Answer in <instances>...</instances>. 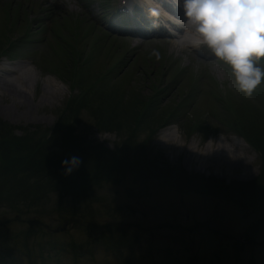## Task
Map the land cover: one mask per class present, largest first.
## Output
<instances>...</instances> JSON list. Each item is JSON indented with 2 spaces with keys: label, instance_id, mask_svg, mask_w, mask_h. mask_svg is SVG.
I'll return each instance as SVG.
<instances>
[{
  "label": "rangeland",
  "instance_id": "obj_1",
  "mask_svg": "<svg viewBox=\"0 0 264 264\" xmlns=\"http://www.w3.org/2000/svg\"><path fill=\"white\" fill-rule=\"evenodd\" d=\"M117 1L0 0V46L7 40L17 42L11 58L6 54L1 59L5 69L17 73H0V121L14 128L15 137H22L25 129H39L41 134L51 131L68 102L78 96V88L72 94L69 77V70L77 63L73 59L75 51L81 55L76 77L82 88L95 81L101 69L121 66L106 76L103 83L108 79L110 83L99 90H110L100 98L105 103L114 100L127 111L121 128L111 126L101 131L85 108L79 111L80 126L74 122L73 137L85 134V142L102 144L109 151L120 147L129 139L128 129L139 101L158 94L149 119L150 127L155 128L146 150L149 166H142L137 178L127 171L120 181L98 190L95 198L86 195L82 213L76 216L69 211L70 194L49 195L42 215L31 211L18 218L13 206L0 209V244L6 236L11 238L5 242H10V250L20 251L22 257L18 263L5 256L4 263L118 264L122 260L125 264H264V201L254 203L247 196V189L264 172L261 158L248 139L233 135L236 133L229 127L237 118L251 115L260 123V131L264 130L262 82L258 91L247 96L235 89L229 70L206 46L200 54L190 49L181 51L166 37L139 43L131 36L108 31ZM153 50L159 53V59L152 55ZM5 83H14L12 88L22 98L13 96ZM20 102L22 106L15 105ZM169 111L176 117L163 120ZM167 122L171 125H165ZM166 129L170 140L166 136L161 143L160 133ZM143 132L137 134L138 141L148 140L147 130ZM218 135L231 141H222ZM63 141L65 147L71 140ZM171 170L180 171L177 178L169 176ZM183 171L202 179H188L192 180L188 184ZM211 185L220 190L207 188ZM260 187L258 182L255 189ZM261 217L259 229H254L253 224ZM74 218L81 220L74 223ZM64 220L68 221L66 231L55 237L44 239L39 233V242L24 249L17 243L28 222L54 229L62 227ZM118 223L129 228L126 241H130L120 248L121 255L110 247L113 243L98 237L103 228ZM46 239L52 244L40 260V244ZM70 244L80 248L77 260ZM59 251L64 256L58 259Z\"/></svg>",
  "mask_w": 264,
  "mask_h": 264
},
{
  "label": "trees",
  "instance_id": "obj_2",
  "mask_svg": "<svg viewBox=\"0 0 264 264\" xmlns=\"http://www.w3.org/2000/svg\"><path fill=\"white\" fill-rule=\"evenodd\" d=\"M103 81L104 79L98 81L95 85L89 86L88 84L87 86L84 85L82 88V85H80L81 81L77 80L76 88H81L79 89L78 96L74 98L71 97L72 99L68 102L66 109L64 111L62 110L55 128L51 131L46 130V132L48 131L49 133L44 132L41 134L39 129L35 132H29V130L25 129L22 130V132L24 131L22 137L17 138L13 135L14 128L0 121V209L3 207L9 209L10 206H13L18 212V218L31 213V211H34L38 215H42L46 211L47 204L51 198L49 195L65 197L70 194L69 197L72 198V201L69 211L71 215L76 216L82 213L80 207L82 202L86 199V195L95 198L98 190L102 189L109 182L120 181L127 171L132 173L134 178H137L140 168L145 165L149 166V162L146 158L149 138L148 141L141 142L138 141L136 136L137 134L144 133V130H147L148 135L153 133V128L150 127L149 119L153 117L152 112L155 106L152 102L158 94L144 101H139L140 107L137 112L135 110L130 128L128 129V133L130 134L129 139L126 138L124 142L121 143L120 147L109 151L102 144L95 143L94 145L85 142V134L80 137H73L74 122L80 126V122H77L80 116L79 111L85 110V108L86 112L95 120L96 127L101 131H105L106 128H111V126H115L116 129L123 126L125 121L123 114H125L127 109L121 105L118 106L114 100H110L106 103L101 101L102 99L100 97L103 95L105 96V93L110 90H99L106 85ZM96 89L100 92H97ZM110 102H114V104L110 105ZM71 104H73L74 108L71 107ZM183 106L184 104L179 108L181 111ZM181 111L177 112V115H179ZM100 115H102V119ZM174 117H176L174 112L169 111L163 116V120ZM100 119L102 121H100ZM236 120L238 121H235L236 123L234 124H229V127H231L235 133L248 139L252 147L259 152L262 169L264 171V137L262 135V131L264 133V130L262 129V131H260V123L255 122L251 115L248 118H237ZM64 138L71 140L69 141L70 143H65V147L62 143ZM73 156L79 158L80 164L70 174H66L65 168L62 167V162ZM178 175L179 173L172 175V170L171 173H169V176L173 178H177ZM182 177L186 178L185 181L188 184L189 181H192H188V179H202L195 176L190 177L185 173ZM258 182L261 187L255 189V185H258ZM207 188L218 189L213 187V185ZM241 191V194H243L246 188ZM247 192V196L251 201H254V203H258L262 199L264 201V172L258 177V180H255L253 184H251ZM249 192H251L250 195ZM49 206L50 205H48V207ZM262 219L263 217L253 224L254 229H259ZM80 220L81 219L77 220L74 218L72 221L77 223L80 222ZM43 225L39 222L35 223V225L28 222L26 232H24V235L18 236L19 240L17 239V243L21 245L20 247L22 249L27 248V245L32 242H39V233L42 234L44 239L57 236L49 232L47 227L52 229L50 226ZM79 225L81 226V224ZM86 228L88 229L87 225ZM89 228H91V225H89ZM112 229H115V231ZM117 232L116 240L115 234ZM128 232L129 228L113 224L107 226V228H103V231L98 237L102 241L105 239L108 240L109 243H113V246L110 247L116 248L117 253L121 255L120 248L130 241H126V239H128L126 237ZM6 233H9V231ZM10 239L11 238L7 236L5 237V241H10ZM5 241L0 244V264H5L3 260L5 256L11 259L15 258L13 260L20 263V259L22 258L21 252L18 251L17 253L15 250L12 252L9 248L10 242ZM102 241L101 243L105 247ZM236 243L240 246L243 245L240 242ZM51 244L52 243L49 242L48 239L40 244V248L42 249L40 260L44 259L46 253L45 249ZM37 246L39 247V244H37L36 247ZM69 247L72 248L71 254H73V258L77 260L80 248L77 249L72 244H70ZM51 250L56 249L52 248ZM27 254L31 256L32 251H27ZM63 256L64 253L59 251L57 258L59 259ZM27 264H32V261H28ZM118 264L125 263L124 261L122 263V260H120Z\"/></svg>",
  "mask_w": 264,
  "mask_h": 264
},
{
  "label": "clouds",
  "instance_id": "obj_3",
  "mask_svg": "<svg viewBox=\"0 0 264 264\" xmlns=\"http://www.w3.org/2000/svg\"><path fill=\"white\" fill-rule=\"evenodd\" d=\"M179 6L199 44L227 67L231 84L251 96L264 79V0H180ZM152 55L159 59L156 50ZM79 164L73 156L62 167L70 174Z\"/></svg>",
  "mask_w": 264,
  "mask_h": 264
},
{
  "label": "bare ground",
  "instance_id": "obj_4",
  "mask_svg": "<svg viewBox=\"0 0 264 264\" xmlns=\"http://www.w3.org/2000/svg\"><path fill=\"white\" fill-rule=\"evenodd\" d=\"M182 21H183V23H185V28H183L182 29V31H183V33H185L184 34V37H183V43L180 45V46H176V47H180V48H182V49H184V48H186V47H191V46H196V47H198V48H200V47H202L203 45L202 44H199V43H197L198 42V38H197V36L194 34V32L192 31V29H191V27L189 26V25H187V23H186V21H185V18H184V14L182 13ZM172 32H174V31H172ZM194 43H196L195 45H189V44H194ZM2 67V68H1ZM15 70H8V68L7 69H5L3 66H2V64H0V73H4V74H10V73H12V74H15ZM17 73V72H16ZM8 81V80H7ZM8 84V86H6ZM11 85H14V83H5L4 84V86H6V88L8 87L9 88V90H10V92H11V94L13 95V96H18L19 98H22V95L20 96V94L17 92L16 93V91H15V89L16 88H12V86ZM15 105L16 106H22V103L20 102V103H15ZM167 131H168V129H166V130H164V131H162L161 133H160V138H159V142H161V143H163L164 142V140H166V136H167V140H170V137H169V135H167L166 133H167ZM195 151L196 150H194V153H195ZM197 153V152H196ZM198 154V153H197ZM192 157H189L188 158V162L189 163H191L192 162ZM191 161V162H190Z\"/></svg>",
  "mask_w": 264,
  "mask_h": 264
},
{
  "label": "water",
  "instance_id": "obj_5",
  "mask_svg": "<svg viewBox=\"0 0 264 264\" xmlns=\"http://www.w3.org/2000/svg\"><path fill=\"white\" fill-rule=\"evenodd\" d=\"M65 229V224H64V226L62 227V229L61 230H64ZM58 230H55V232H57Z\"/></svg>",
  "mask_w": 264,
  "mask_h": 264
}]
</instances>
